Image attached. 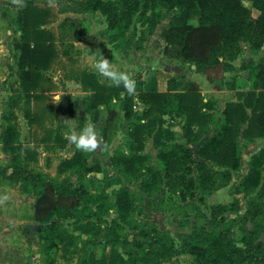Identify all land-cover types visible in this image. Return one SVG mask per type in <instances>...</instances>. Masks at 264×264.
Here are the masks:
<instances>
[{"label":"rangeland","instance_id":"1","mask_svg":"<svg viewBox=\"0 0 264 264\" xmlns=\"http://www.w3.org/2000/svg\"><path fill=\"white\" fill-rule=\"evenodd\" d=\"M28 1L45 11V21L39 26L51 33L55 52L47 67L38 68L43 76L39 86L33 92L24 90L20 84V50L16 42L24 25L19 9L26 6L27 0H22L21 5H14L12 0H0V166L9 165L18 154L20 164L28 172L39 173L55 182L64 181L77 191L80 203L72 209L64 207L55 211L52 220L58 232L56 243L51 249L43 250L38 236L40 231L28 226L29 223L42 225L33 218V189L25 188L20 179L0 173V264H108L111 245L115 242L120 251L134 248L143 254L144 250L152 248L147 244L148 239L135 233L139 220L154 223L156 232L176 240L178 232L189 231L194 225L201 224L203 219L199 214L202 210L197 203L201 192L195 186L192 195L186 193V190L190 191L188 181L198 178L193 172V162L184 161L180 148L176 154L181 162L175 164L172 177H169L158 156L159 150L169 149L170 145L195 148V143L189 142L192 136L185 134V115L176 108V94H171L172 98L164 105L163 112L160 107L153 106L145 114L148 104L135 101L131 114L126 115L122 91L111 95L106 103L92 106V90L83 87L80 81L81 73L90 71L99 82L110 84L94 69V62L102 56L118 70L127 71L135 82V93L151 90L143 89L146 86L143 82L148 79L147 72L151 71L149 66H134L131 56H123L109 37L107 18L110 13L108 16L104 13L108 6H102L103 11H90L86 9L88 0ZM152 10L158 12L156 7ZM169 14L162 9L157 24H165ZM136 18L132 17L127 34L131 36L133 31L139 34L142 30L143 37L148 33L145 23H139ZM242 54L248 57L247 50L244 49ZM56 96L61 97L59 103L53 99ZM106 116L114 125L104 130ZM65 119L71 120V127L77 132L90 121L102 140V146L93 152H81L86 162L84 167L75 164L60 171L59 163L76 150L67 141L69 125ZM134 122H148L151 131L138 150L143 157L135 160L132 169L127 170L123 158L137 152L129 135ZM9 125L16 133L13 141L16 149L13 151L3 146V136ZM237 146L239 157L243 158V145L238 143ZM86 166L92 169L86 171ZM215 168L211 189L227 183L224 180L226 171ZM124 191L129 194L131 210L122 215L115 199L117 193ZM234 194V185L231 184L228 191L215 194L212 203L229 204ZM258 194L264 196V183ZM243 197L245 195H240L238 199L241 203L244 202ZM202 198L201 195L200 201ZM201 203L209 213L212 204L203 200ZM262 205L257 220H264V199ZM229 214L232 213L226 212L225 216ZM232 228L239 238L241 233L237 226ZM146 264L201 263L185 255L174 254L154 256Z\"/></svg>","mask_w":264,"mask_h":264},{"label":"trees","instance_id":"2","mask_svg":"<svg viewBox=\"0 0 264 264\" xmlns=\"http://www.w3.org/2000/svg\"><path fill=\"white\" fill-rule=\"evenodd\" d=\"M104 5L108 6L109 10L104 13L107 16L110 13V17L107 18L109 37L125 53L133 43L132 37L135 38L136 47L141 48L143 41L153 32L159 21L161 10L169 11L168 20L160 31V36L165 41L164 51L182 61L194 64L195 68L202 71L208 79L220 76L222 71L230 66L228 60L236 57L241 51L242 42H247L251 48H257L264 41V0H88L86 9L103 11L101 7ZM153 7L154 9L156 7L158 12H153ZM195 8L199 10V17L197 23H192L190 13ZM253 10L256 12L255 15L252 13ZM19 12H22L24 17L21 36L16 42L17 49L20 50L18 62L21 66L20 84L27 92L30 90L33 92L43 80L38 68L47 67L54 56L53 37L48 30L39 26L45 21L43 18L45 11L27 0L26 6L19 9ZM133 16L137 17L139 23H145L147 36H141L142 30L139 34L135 31L131 36L127 34ZM241 66L254 71L252 88L238 92L237 100L225 103L222 111L224 121L216 123L215 133L204 138L197 147V154L211 161L213 166L205 160H195L192 151L182 145H170L169 149L158 152L169 177H172L170 175L175 164L181 162V158L176 154L180 148L184 161L194 163L198 178L196 181L192 178L188 181L187 188H190V191L186 190V193L189 195L194 193L195 183L199 192L211 190L216 173L215 167L226 171L225 181L231 179V169H237L240 165V152L237 146L239 136H264V53L257 61L249 60L243 62ZM153 72L155 89L140 90L134 95H128L122 86H110L99 82L90 71L81 73L80 81L83 87L92 90L93 96L90 101L92 106L106 103L111 95H117L122 91L126 115L131 114L135 101L148 104V108L143 112L145 114L153 106L160 107L163 112L164 105L172 98V91L178 89L180 83L167 71L155 68ZM176 97V108L185 115V134L193 138L194 124L201 128L212 120V113L209 110L213 108V100H205L194 82H187L176 93ZM111 113L115 114V111ZM106 120L104 130L114 125L108 116ZM160 122L159 120L158 124ZM150 131L148 122L132 124L129 135L137 152L133 154L134 156L123 158L127 170L132 169L135 160L143 157L138 154V150L144 145V137ZM14 138L15 130L9 125L3 136V146L12 151L16 149ZM75 164L83 167L86 165L81 151L75 150L70 157L64 158L58 169L62 171L67 166ZM247 164L248 171L233 183L234 193L243 192L245 196L252 193L261 183L264 144L250 155ZM91 169V166L85 167L86 171ZM0 173L20 179L25 188L33 189L35 194L33 218L42 224L38 233L40 245L43 250L51 249L58 235L52 217L57 209L64 207L72 209L79 205L80 196L77 191L64 181L55 182L43 178L39 173L28 172L20 164L18 154L9 165L0 166ZM260 189L262 186L257 194L249 195L245 199L247 216L239 214L237 197L229 204H212L210 215L201 212L199 216L203 222L194 225L190 231L178 232L177 240L156 232L154 223L139 220L134 229L135 233L148 239L147 244L152 248L144 250L143 254H139L134 248L120 251L115 247L117 243L115 242L111 245L108 264L139 262L146 264L154 256L168 257L174 254L185 255L201 264H264V245L258 241L259 233L264 231V220L256 219L259 209L262 208V194H258ZM115 200L119 213L125 215L130 212L131 200L128 192L117 193ZM226 212L232 214L226 217ZM247 218L252 221L253 228L246 226ZM233 225L237 226L241 233L239 238L235 236Z\"/></svg>","mask_w":264,"mask_h":264},{"label":"crops","instance_id":"3","mask_svg":"<svg viewBox=\"0 0 264 264\" xmlns=\"http://www.w3.org/2000/svg\"><path fill=\"white\" fill-rule=\"evenodd\" d=\"M96 11V10H95ZM254 11V10H253ZM253 15L256 14V12H253ZM199 17V10L198 9H192L190 13V21L192 23H197ZM168 20V18H167ZM166 20V22H167ZM166 24V23H165ZM165 24L159 25L156 24L155 28L152 33H150L147 36V39L143 41V46L141 48L136 47L135 39H133V43L129 48H127L126 53L121 49L118 48V51L121 52V54L125 57L131 56V59L133 61V65L137 68H143V66H149L150 72H147V81L146 83L143 82V85L145 88L143 89H155V77H154V69L159 68L163 71H167L170 74H172L177 82L180 83V86L178 89L172 91L173 93H177L187 82H194L197 85L198 90L203 95V98L211 99L213 100V108L209 110V112L212 113V119L207 125L199 128L197 126H193V132L194 137L189 141L190 143H195V148L191 151L192 157L195 160H205L210 166H213L212 162L208 159L202 158L197 154V147L200 145L201 141L204 138L210 137L212 134L216 131V123H221L224 121L223 116V109L225 106V103L228 101H235L238 98V92H244L248 89L252 88V74L253 70H250L249 68L241 66V64L244 62H248L249 60L257 61V59L264 53V41L259 45L257 48H251L250 45L247 42H242L241 51L237 54L236 57L233 59H229L228 62L230 63V66L225 68L221 75L218 77H214L212 79H208L207 76L202 72L195 68L194 64H190L188 62L182 61L180 58L173 56L171 53H167L164 51V45L165 41L160 36V31L162 27L165 26ZM114 44V43H113ZM247 50L248 57L246 58L245 55H243V51ZM241 56L245 57L241 58ZM148 68V67H147ZM143 72L142 79L144 80L146 74V69ZM220 78L223 80L220 82ZM197 127V128H196ZM215 127V130H214ZM153 139V138H152ZM238 142L243 145V152L242 156L243 158H240V165L237 169H231V177L233 179H230L227 181V183L220 184L215 189H211L210 191H201L199 194V200H197V203L201 205V210L204 212L207 216L210 215L207 210H205L202 207V200L207 201L210 204L212 203V197L219 193V195L224 191H228V189H231V184L234 182H237L249 169V166L247 164L248 161V154H252L253 152L257 151L263 144H264V136H256V137H238ZM156 158V154L154 155ZM194 164V163H193ZM195 167V165H193ZM193 172H196L198 175V172L196 168L193 169ZM262 177H261V183L260 185L249 195H255V193L258 191L260 186L264 183V167L262 168ZM195 186L196 183H195ZM202 195V199L200 201ZM240 195H244L243 192H238L234 194V197H237L239 199ZM247 195V196H249ZM247 196L243 197V201L241 203V200L239 201V214L243 216H247V211L245 207V199ZM264 196L261 197V201L263 202ZM220 203V202H218ZM225 203V202H222ZM263 207V205H262ZM246 226L248 228H253L254 225L250 219L247 218L246 220ZM234 229V228H233ZM238 229V228H237ZM190 231V230H189ZM258 241H260L264 245V231H261L258 235Z\"/></svg>","mask_w":264,"mask_h":264},{"label":"clouds","instance_id":"4","mask_svg":"<svg viewBox=\"0 0 264 264\" xmlns=\"http://www.w3.org/2000/svg\"><path fill=\"white\" fill-rule=\"evenodd\" d=\"M22 0H12L14 5H21ZM95 71L105 80L110 82V86L123 87L128 95L135 94V82L127 74V71H120L113 66L106 58L102 57L94 62ZM60 96L54 97V101L60 102ZM69 125L66 132L67 141L74 148L81 152H93L102 146V140L98 137L95 126L89 121L77 132L71 127V120L65 119Z\"/></svg>","mask_w":264,"mask_h":264},{"label":"water","instance_id":"5","mask_svg":"<svg viewBox=\"0 0 264 264\" xmlns=\"http://www.w3.org/2000/svg\"><path fill=\"white\" fill-rule=\"evenodd\" d=\"M48 223V222H46ZM28 226L32 229V230H37V231H40L41 230V227L42 225H39V224H33V223H29Z\"/></svg>","mask_w":264,"mask_h":264}]
</instances>
